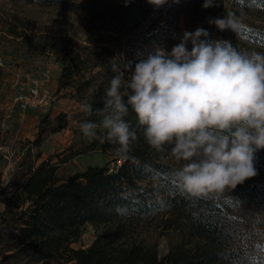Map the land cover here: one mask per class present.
Wrapping results in <instances>:
<instances>
[{
	"label": "trees",
	"instance_id": "16d2710c",
	"mask_svg": "<svg viewBox=\"0 0 264 264\" xmlns=\"http://www.w3.org/2000/svg\"><path fill=\"white\" fill-rule=\"evenodd\" d=\"M11 1L55 8L83 6L91 24L108 31L117 41H127V45L133 42L159 44V48L170 52L185 31L203 28L209 32L210 39L214 40L217 32L221 40L230 42L240 52L264 53V0H231L238 22L235 32L231 29L220 31L208 22L222 11L225 0H216V4L207 9L203 7L204 0H167L158 8L148 0H132L127 6L125 0H86L83 3L72 0ZM187 47L191 50L190 42ZM142 58L146 57L136 58L133 66ZM85 63L86 58L73 53L62 69L58 88H75L74 77ZM115 74L108 82L90 91L86 103L92 106L93 115L84 114L81 122L99 121L95 110L103 106L101 98ZM84 83L90 85L88 80ZM75 90L80 99L85 98L81 95L83 89L77 87ZM125 119L137 132V140L133 142L127 159L118 156L115 151L118 145L106 138L92 142L93 148L99 147L103 153L113 155L115 162L121 160L120 164L88 166L65 177L56 175V163L44 160L16 173L5 187L0 188V204L3 206L0 210V243L4 244L5 252H11L8 258L19 264L224 263L225 254L217 245L218 229L214 222L219 207L205 202L206 195H193L179 185L170 169L159 162L155 149L145 141L131 108ZM56 122L58 124L51 131L66 127L64 115H59ZM99 136L106 137V134L100 131ZM38 142L36 140L35 144ZM257 158L264 167V149ZM172 206H179L182 212L189 206L203 207L208 216L202 220L186 215L198 238L197 243L190 247L171 248L166 255L159 257L155 247L133 237L131 225L135 220L169 213ZM86 224L95 229L96 236L88 246L74 248L72 245L80 242ZM226 264L231 263L227 261Z\"/></svg>",
	"mask_w": 264,
	"mask_h": 264
},
{
	"label": "rangeland",
	"instance_id": "374dc122",
	"mask_svg": "<svg viewBox=\"0 0 264 264\" xmlns=\"http://www.w3.org/2000/svg\"><path fill=\"white\" fill-rule=\"evenodd\" d=\"M72 1L83 3L86 0ZM226 16L237 21L231 0H225L216 18ZM180 24L183 29L182 18ZM214 40H221L217 32ZM156 48L159 44L133 42L127 45L125 40H115L108 31L91 24L83 6L55 8L0 0V188L5 187L16 173L44 160L56 163V175L65 177L88 166L120 164L121 160L115 162L113 155L103 153L99 147L93 148L94 139L83 136L80 124L85 113L80 106L86 103L91 90L109 81L117 61L122 68L128 61L146 57ZM73 53L86 58L85 65L76 72L73 80L75 88L83 89L84 99L78 97L75 88H58L62 69ZM96 63L101 66L93 67ZM42 71L49 73L48 90L53 99L43 109L20 113L14 102L15 96L26 91L33 79L41 78ZM86 80L90 85L84 83ZM59 115L65 116L66 127L51 131L58 124L56 118ZM36 140H39L37 144ZM171 147L165 145L163 151L155 150L154 153L176 180L177 173L188 161H177L170 153ZM260 152L255 154V177L234 189L225 188L204 197L205 202L219 207L214 222L218 229L217 245L225 254L223 264L227 261L231 264H264V167L257 158ZM186 215L202 220L208 216L203 207L189 206L182 212L179 206H172L169 213L133 221V237L155 247L159 257L180 245L190 247L198 238ZM95 236V229L86 224L80 242L72 246H88ZM10 254L0 243V264H19L8 258Z\"/></svg>",
	"mask_w": 264,
	"mask_h": 264
},
{
	"label": "clouds",
	"instance_id": "9594fccd",
	"mask_svg": "<svg viewBox=\"0 0 264 264\" xmlns=\"http://www.w3.org/2000/svg\"><path fill=\"white\" fill-rule=\"evenodd\" d=\"M131 2L125 0V6ZM166 2L148 0L157 8ZM215 4L204 0L203 7ZM208 22L220 31L238 27L227 16ZM209 36L203 28L185 31L170 52L156 48L134 66L132 61L114 66L103 106L95 110L100 119L82 122L83 136L106 138L127 159L137 140L125 119L131 108L150 147L163 151L172 145L171 155L188 161L177 173L185 191L207 195L255 177V154L264 149V53L240 52L230 42ZM80 108L93 115L90 104Z\"/></svg>",
	"mask_w": 264,
	"mask_h": 264
},
{
	"label": "built area",
	"instance_id": "2783aa9c",
	"mask_svg": "<svg viewBox=\"0 0 264 264\" xmlns=\"http://www.w3.org/2000/svg\"><path fill=\"white\" fill-rule=\"evenodd\" d=\"M49 73L47 71L41 72V78H35L31 81L26 91L18 93L14 102L17 110L24 113L29 110L43 109L49 106L53 99L48 90Z\"/></svg>",
	"mask_w": 264,
	"mask_h": 264
}]
</instances>
